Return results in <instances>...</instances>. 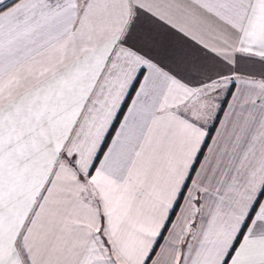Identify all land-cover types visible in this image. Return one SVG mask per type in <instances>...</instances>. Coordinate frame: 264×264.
<instances>
[{
    "label": "snow or ice",
    "instance_id": "1",
    "mask_svg": "<svg viewBox=\"0 0 264 264\" xmlns=\"http://www.w3.org/2000/svg\"><path fill=\"white\" fill-rule=\"evenodd\" d=\"M0 264H264V0H0Z\"/></svg>",
    "mask_w": 264,
    "mask_h": 264
}]
</instances>
